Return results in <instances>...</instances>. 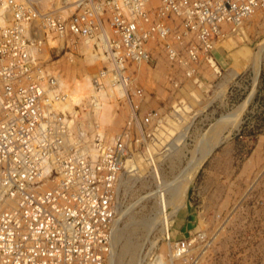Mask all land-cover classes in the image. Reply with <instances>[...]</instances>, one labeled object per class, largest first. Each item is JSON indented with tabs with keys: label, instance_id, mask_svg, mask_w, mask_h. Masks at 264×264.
Here are the masks:
<instances>
[{
	"label": "built area",
	"instance_id": "2783aa9c",
	"mask_svg": "<svg viewBox=\"0 0 264 264\" xmlns=\"http://www.w3.org/2000/svg\"><path fill=\"white\" fill-rule=\"evenodd\" d=\"M75 4L63 17L28 0H0L7 11L0 21V264H107L122 178L137 157L153 162L166 119L146 108L152 97L140 85L142 66L167 64L170 91L198 86L204 64L219 69L217 45L264 10V0ZM50 37L59 42L50 49L93 47L102 64L93 87L123 92L118 131L100 130L88 113L92 95L84 110L66 107L74 82L60 60L45 58ZM70 56L63 57L71 64ZM199 240L174 241L173 255L189 258Z\"/></svg>",
	"mask_w": 264,
	"mask_h": 264
},
{
	"label": "rangeland",
	"instance_id": "374dc122",
	"mask_svg": "<svg viewBox=\"0 0 264 264\" xmlns=\"http://www.w3.org/2000/svg\"><path fill=\"white\" fill-rule=\"evenodd\" d=\"M28 1L63 17L74 13L77 2ZM3 13L0 21L6 9ZM49 45L45 58L60 60L68 80L75 82L72 94L76 90L84 102L91 89L77 86L98 73L99 57L92 49L96 59L89 60L82 42L63 51L50 49L59 42ZM66 52L73 53L74 63L63 57ZM215 57L219 69L204 64L198 86L176 91H170L165 64L156 71L142 66L140 85L152 97L146 108L161 110L166 119L151 146L153 162L147 155L137 157V170L122 178L107 264H264V10L218 44ZM116 100L106 102L108 120L94 117L100 130L116 132L123 126ZM181 133L186 138L171 151L170 143ZM211 144L210 154L193 169L185 197L176 199L172 183L185 179L184 171ZM161 183L173 187L160 192ZM196 237L200 240L190 257L176 259L171 243Z\"/></svg>",
	"mask_w": 264,
	"mask_h": 264
},
{
	"label": "bare ground",
	"instance_id": "6f19581e",
	"mask_svg": "<svg viewBox=\"0 0 264 264\" xmlns=\"http://www.w3.org/2000/svg\"><path fill=\"white\" fill-rule=\"evenodd\" d=\"M6 8H1L0 9V12L2 11L3 13V10H5ZM4 14V13H3ZM2 17V16H1ZM2 20V18H1ZM49 42L52 44V43H58L56 41L53 40V38H49ZM48 42V43H49ZM84 45L83 47V51L85 52V54L89 57V60H94L96 59V56L95 57H92L93 55H90V52H92L91 50L93 49V47L89 44H85V43H82ZM95 54V53H94ZM72 58V57H71ZM73 59V58H72ZM98 59V58H97ZM71 60V59H70ZM146 69H147V66H144ZM237 71H234L233 73H236ZM238 74V73H237ZM87 78V77H86ZM89 78V77H88ZM85 81V80H84ZM87 81V80H86ZM78 81H76L77 83ZM108 82V81H107ZM91 83V79L89 80V82H84V85L80 86L78 85L77 87L81 90H83V87H85V89H88L87 87H90L91 89V94L89 96H86V98L84 99L85 101L83 102L81 100V98H78L79 96L76 95V90L74 91L73 94H71V98H72V101L73 102H69L66 107L68 108H72V105L73 103H77L81 106H83V110L85 107L88 106L87 102H88V98L92 95L94 97V104H93V107H92V110H89V114H94V117H98L99 115V118L101 119H104V120H108V109H107V106H106V102L111 100V99H117L116 97H123L122 95V91L120 89H117V90H113L112 87L108 86L107 87H104V88H101L99 91H96L95 87H93L92 83ZM74 85H75V82H74ZM97 92V93H96ZM88 93V92H87ZM80 95V94H79ZM77 96V97H75ZM83 96V95H82ZM81 97V96H80ZM76 99V100H74ZM92 99V98H91ZM91 99H89L91 101ZM109 99V100H108ZM103 107V110L102 112L100 111V114H99V109ZM110 111V110H109ZM238 112V111H237ZM235 114V113H234ZM233 114V115H234ZM86 115V114H84ZM233 117V116H232ZM226 118H224L225 120ZM231 119V118H230ZM223 121V120H222ZM232 121V120H231ZM225 123V122H224ZM101 129V128H100ZM186 133V132H185ZM186 137H184V133H181L172 143H170V148H171V151L172 150H176V148L179 146L180 142L185 139ZM209 146V148H208ZM207 148V152L204 154L203 158L199 161H197L196 163H194L191 167L189 166L188 169H186L183 173V176H185V179H183L182 181L178 180L176 182H173L172 184L174 186H176L175 188L173 189H176V199H183L186 195V191H187V188H188V183H189V180H190V177H191V174L193 172V169L194 167H198L200 165V163L205 159V157L207 155L210 154V152L212 151V148L214 147V145H208ZM174 153V152H173ZM130 168H132L131 171H135L134 169H136L135 167H137L133 162H130ZM137 164V163H136ZM137 170V169H136ZM155 173H156V170H155ZM170 183H168L167 185H163V183H161V187L159 188V191H163L164 190V186L166 188V186H168ZM170 185L168 187H173V185ZM167 189V188H166ZM166 192V191H164ZM163 194V193H162ZM160 194V196L162 195ZM112 243H113V235H112ZM162 258V257H161ZM113 263V262H112ZM159 264H162L160 261H159Z\"/></svg>",
	"mask_w": 264,
	"mask_h": 264
}]
</instances>
